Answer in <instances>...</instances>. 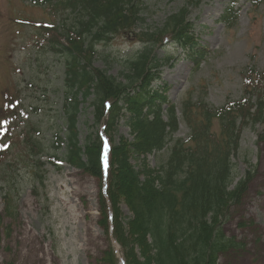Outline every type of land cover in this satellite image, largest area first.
<instances>
[{"label": "rangeland", "instance_id": "374dc122", "mask_svg": "<svg viewBox=\"0 0 264 264\" xmlns=\"http://www.w3.org/2000/svg\"><path fill=\"white\" fill-rule=\"evenodd\" d=\"M46 1L0 0V264H112L111 249L115 250L117 264H125L122 249L114 240L111 220L109 231L105 229L101 200L105 180L101 182L64 163L66 145L57 146L58 138L65 142V109L74 97L65 82V58L51 44L52 33L44 32L48 27L45 24L58 22L62 13L51 10ZM189 1L201 4L188 7ZM254 1L143 0L144 22L139 23L136 32L152 33L162 28L170 16L188 8L195 37L207 52L199 70L193 73V63L175 45L156 51L158 57L174 61L163 69L161 80L153 87L156 91L166 87L165 109L176 106L180 127L163 151L145 156L150 168L166 164L178 140L190 145L185 106L193 109L194 117L190 112L189 119L202 124L205 107L222 109L232 103L244 104L248 99L253 105L258 103V96L246 94L253 85L264 92V0L258 6ZM231 2H235L231 9L235 13L238 10V14L228 23L221 22ZM64 17L69 20L73 16L68 12ZM129 34L122 32L110 43L100 44L95 68L124 81L126 59L142 50L138 39ZM78 101V139L84 147L87 137L94 136L98 128L94 126L92 98L84 101L78 97ZM127 120L123 112L115 122V132H108L111 150L122 137L133 142ZM213 125L212 133H218L217 120ZM261 132L260 126L246 123L239 151L232 160L234 184L248 172L253 176L241 203L231 208L223 226L226 237L244 247L220 255L218 264H264V141L258 139ZM131 164L138 166L139 161L134 158ZM5 196L13 206L12 214L6 217ZM107 204V214L112 219L109 201ZM120 214L124 223L132 217L123 205ZM123 227L128 232L126 225ZM6 229L10 231L8 237ZM129 238L133 239L137 260L145 263L147 253L140 239L135 233Z\"/></svg>", "mask_w": 264, "mask_h": 264}, {"label": "trees", "instance_id": "16d2710c", "mask_svg": "<svg viewBox=\"0 0 264 264\" xmlns=\"http://www.w3.org/2000/svg\"><path fill=\"white\" fill-rule=\"evenodd\" d=\"M49 3L54 9L75 14L70 24L62 20L56 27L58 38L53 42L66 55V85L74 97L65 109L69 130L66 162L100 180L103 178L102 140L98 131L87 137L84 147L78 139V97L84 101L92 98L94 126L97 129L104 122L107 137L108 132H115V122L124 110L128 115L126 124L131 127L134 140L128 142L122 137L112 148L107 193L101 196L105 229L109 231L110 223L114 224L113 235L122 249L125 264H218L220 255L242 250L244 245L227 238L223 226L231 208L241 203L253 178L248 172L234 184L232 159L239 151L245 124L260 125L262 132L258 139L264 141L261 87L253 85L246 91L251 97L258 96L259 101L254 105L248 99L244 104H228L219 110L205 107L202 124L192 120L193 109L185 106L184 121L190 128V145L178 140L166 164L150 168L145 156L163 151L179 130L176 107L169 106L164 111L166 97L150 86L160 75L161 64L155 48L170 36L197 65L205 54L196 49L188 9L170 16L162 28L137 35L145 48L125 61L124 81H119L95 68V43L109 41L124 31L132 32L144 22L140 17L141 0H49ZM199 3L189 1L188 6H199ZM257 81L261 83L260 79ZM108 107L109 117L104 121ZM214 120L219 129L213 134ZM61 143L59 139L58 148ZM134 158L139 161L138 166L131 164ZM3 200L5 215L10 216L12 201L7 196ZM107 201L112 219L107 214ZM120 205L132 214L127 223L120 220ZM6 230L8 237L10 231ZM133 233L147 253L145 263H140L133 251V239L129 238ZM110 257L112 264H117L112 249Z\"/></svg>", "mask_w": 264, "mask_h": 264}]
</instances>
